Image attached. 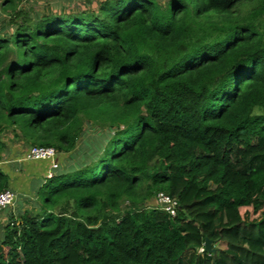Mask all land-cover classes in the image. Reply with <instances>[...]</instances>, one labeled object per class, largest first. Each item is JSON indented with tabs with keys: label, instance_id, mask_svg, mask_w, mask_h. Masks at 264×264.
I'll return each instance as SVG.
<instances>
[{
	"label": "trees",
	"instance_id": "trees-1",
	"mask_svg": "<svg viewBox=\"0 0 264 264\" xmlns=\"http://www.w3.org/2000/svg\"><path fill=\"white\" fill-rule=\"evenodd\" d=\"M24 1L1 3L0 136L68 164L40 210L0 225V264H264V0H105L39 20ZM207 238L216 253H199Z\"/></svg>",
	"mask_w": 264,
	"mask_h": 264
},
{
	"label": "crops",
	"instance_id": "crops-1",
	"mask_svg": "<svg viewBox=\"0 0 264 264\" xmlns=\"http://www.w3.org/2000/svg\"><path fill=\"white\" fill-rule=\"evenodd\" d=\"M0 139L6 144V150L0 160V169L8 176L9 189L16 193L15 202L0 211V225L4 226L9 222L11 215L18 217L23 212L41 209L38 196L42 186L62 172L63 164L67 163V160L65 161L60 153L54 160L28 158L31 145L14 129L2 134ZM54 163L59 164L57 169L53 168ZM52 173L53 177H50Z\"/></svg>",
	"mask_w": 264,
	"mask_h": 264
},
{
	"label": "rangeland",
	"instance_id": "rangeland-1",
	"mask_svg": "<svg viewBox=\"0 0 264 264\" xmlns=\"http://www.w3.org/2000/svg\"><path fill=\"white\" fill-rule=\"evenodd\" d=\"M2 1L3 0L0 1V16L2 17L0 21V31H5L4 33L6 35H10V32L12 31V27L9 25V16L1 10ZM42 1L43 2H40L39 0H30V1L26 0L21 5V9L28 11L32 16H34L35 20H39L41 18V15H44V14H47V15L63 14V13L71 14V13L82 12V11L97 12L99 5L105 0H42ZM163 1L166 2V0H163ZM91 128L92 127H90V130ZM10 130L11 129H7L3 131L2 134ZM17 131L20 133L19 130ZM97 133L98 132L95 131V135H98ZM88 134H89L88 138L91 135H93L92 132ZM84 140H85V136L82 138L78 147L83 145ZM3 142L5 143L4 140ZM68 159H69L68 160L69 162H73L74 160H76V158L75 159L68 158ZM67 164L68 163L63 164L62 172L67 169ZM131 210H132L131 204L125 203L122 206V211L120 215H124L126 212L131 211ZM30 211H33V210H30Z\"/></svg>",
	"mask_w": 264,
	"mask_h": 264
},
{
	"label": "built area",
	"instance_id": "built-area-1",
	"mask_svg": "<svg viewBox=\"0 0 264 264\" xmlns=\"http://www.w3.org/2000/svg\"><path fill=\"white\" fill-rule=\"evenodd\" d=\"M58 156V151L52 147H31L29 149L28 158L33 160H54ZM59 164L54 163L53 168L57 169ZM50 177H53V173L50 174ZM16 199V193L7 189L0 193V211L5 210L11 206ZM155 203L157 208L163 212L168 213L172 217L177 216L179 202L175 198H172L168 193L160 192L156 199ZM199 253H205L204 246L199 250Z\"/></svg>",
	"mask_w": 264,
	"mask_h": 264
},
{
	"label": "water",
	"instance_id": "water-1",
	"mask_svg": "<svg viewBox=\"0 0 264 264\" xmlns=\"http://www.w3.org/2000/svg\"><path fill=\"white\" fill-rule=\"evenodd\" d=\"M205 252L216 253V249L213 248V241L207 238L204 243Z\"/></svg>",
	"mask_w": 264,
	"mask_h": 264
}]
</instances>
